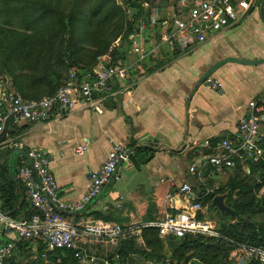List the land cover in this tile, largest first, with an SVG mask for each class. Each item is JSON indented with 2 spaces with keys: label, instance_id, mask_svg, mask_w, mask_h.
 <instances>
[{
  "label": "crops",
  "instance_id": "0c3cea01",
  "mask_svg": "<svg viewBox=\"0 0 264 264\" xmlns=\"http://www.w3.org/2000/svg\"><path fill=\"white\" fill-rule=\"evenodd\" d=\"M257 11L242 14L237 25L184 51L162 38L161 43L153 46V33L146 32L143 50L148 57L140 61L134 48L125 51L122 64L126 71L112 81L108 96L87 108L76 106L62 119L17 125L0 141L4 142L0 143V150L6 142L11 149L8 162H0L17 171L14 176L19 183L21 156L43 149L51 159L60 197L70 202L87 192L91 173L105 162L114 143L128 146L134 142L136 147L151 148L155 153L150 162L130 165L128 182L133 187L127 193L124 189L128 182L123 185L121 177L115 183L120 179L121 166L117 178L87 207L85 214L65 218L69 223L82 224L102 221L96 216L110 217L112 222L125 225L141 224L152 216L160 219L167 206L162 199L169 182H192V164L206 157L209 146L235 134L239 120L248 112L249 102L264 96V20ZM222 62L211 76L221 82L222 89L213 90L206 83L197 87L205 72ZM34 78V93L43 89L46 92L56 81L54 76L37 74ZM213 139L218 140L212 142ZM86 144L84 154L75 152L77 146ZM26 202L27 209L16 213L18 219L31 212L29 201Z\"/></svg>",
  "mask_w": 264,
  "mask_h": 264
},
{
  "label": "built area",
  "instance_id": "2783aa9c",
  "mask_svg": "<svg viewBox=\"0 0 264 264\" xmlns=\"http://www.w3.org/2000/svg\"><path fill=\"white\" fill-rule=\"evenodd\" d=\"M255 2L250 0L247 5L246 0H179L162 14L158 9L149 8L148 4L144 7L150 10L151 17H162L165 30L162 40L172 42L184 51L192 45L206 43L225 29L237 25L242 14L248 12ZM140 31L132 34L130 40L134 52L143 61L148 53L143 50L142 44L146 32L150 30L141 28ZM125 71L123 68H105L100 64L80 82L78 72L73 70L67 83L54 95L37 100H25L11 88L0 89V104L5 109L0 113V138L8 136V125L40 124L52 118L62 119L76 106H93L97 100L111 93L112 81ZM205 83L213 90L223 87L221 82L212 77ZM263 128L264 96H258L249 102L248 112L239 120L235 134L224 137L214 147L209 146L206 157L194 162L189 168V174L198 180L203 189L197 190L190 181L169 182V189L162 201L165 206L171 203L184 207L183 211L166 213L165 217L154 222L125 227L105 221L72 224L65 215L74 216L85 211L117 178L122 164L130 163L132 152L126 144L118 142L112 145L105 162L91 173L87 192L82 198L70 202L59 195V184L51 170L48 153L43 149L25 152L21 156L18 180L31 205L32 214L24 219H14L7 216L0 206V264H8L10 258L20 250V245L28 242L33 244V249H27L40 258L43 264H64V258L60 256L51 258L60 250L72 251L78 264H118V257L110 259L103 256L99 254V248L117 246L125 237L139 236L144 227L157 228L160 238L164 240L181 239L188 235L222 237L212 221L196 217L199 212L206 213L201 199L214 193L206 186V172L211 170V174L222 175L233 170L237 162L245 170L251 162H264ZM87 149V144L77 146L75 152L82 155ZM176 195L184 197L185 203L175 199ZM139 240L142 241L141 238ZM39 246L43 247V251H39ZM233 256L237 258V264H248L253 260L264 264V248L261 246L237 244Z\"/></svg>",
  "mask_w": 264,
  "mask_h": 264
},
{
  "label": "trees",
  "instance_id": "16d2710c",
  "mask_svg": "<svg viewBox=\"0 0 264 264\" xmlns=\"http://www.w3.org/2000/svg\"><path fill=\"white\" fill-rule=\"evenodd\" d=\"M11 1L12 0H0L1 13L9 11L8 6ZM16 1H18L19 4L14 10L21 15L22 18L20 20L25 24L26 29L50 31L47 36L35 32L34 41L31 40V36L27 38V35H25L24 40L21 42V46L11 42V44H15L10 49L14 58L17 60L18 67L11 71L10 75L15 91L25 100H37L45 96L54 95L61 86L67 83V77L72 66H77L84 71L78 70V77L81 82L86 75L93 73L96 59L105 56L115 41L118 39H120V41L124 39L128 41L129 36L134 32L131 23L128 24V29L124 32L126 28V25L124 26L125 11L118 6L116 0H96L91 9L90 16L83 13L79 0H76V4L69 13H65L57 6H50L48 2L44 3L43 0H34L32 2L28 0ZM123 1L129 9H133V22L140 17H151L150 10H146L145 7H143L144 2L139 3L135 0ZM158 10L160 14H162L161 11L163 10L160 8H158ZM9 15H12L11 12ZM96 20H98V24H105L117 20V29L114 30L116 33L112 35L111 40L104 42L101 41L100 37L103 31L96 28L92 35V41L95 44L94 57H92V60L86 62L87 58L79 55L80 49L77 47L78 44L75 40V32L80 29L81 26L88 24L90 21L93 23V21ZM48 26H51L52 30H50ZM68 29L71 39L68 42V48H66L64 42L65 36L63 34H65ZM2 32L3 30L0 29V38ZM91 34L92 32H90V35ZM36 40L39 41L40 44L37 45L35 42ZM120 49L121 48H115L110 54L111 58L113 60L115 59L118 65L124 61V55L126 53V50L120 52ZM30 61H33L32 64L27 66L26 64L30 63ZM80 62L83 67L78 66ZM60 71H64V73L66 72L68 75L66 76V74H62ZM26 73L28 74L26 75ZM37 74L43 77H56L55 85H53L54 82L52 81L49 90L44 92L43 89V91H36L34 93L31 91L33 88L32 80H35L34 77ZM30 84L32 87H30ZM4 111L5 109L0 106V113ZM15 127L14 125H8L7 132L11 134L15 130ZM4 138L5 137L0 138V141ZM218 139H213L212 142H216ZM128 148L130 150L135 148L134 152L130 155V163L132 165L140 166L150 162L154 158L155 152L151 148L136 147L134 142L129 144ZM20 166L21 162L18 163V172ZM231 171L233 174L231 192L226 197L225 203L229 208L236 211L237 215L226 214L224 216L221 214L222 223L220 224L221 228L219 233L222 237L188 235L181 239L169 238L164 240L160 238L157 228L144 227L139 236L133 235L121 239L118 245L114 247L110 258L115 259V257H118L117 260L118 262L120 261L121 264H134L131 260L135 259L136 256L138 260H141L139 264H190L191 257L187 256L188 252L199 250L203 253L212 252L215 258L213 264H226L227 260L230 259V252L236 248L237 244L261 246L264 248V221L257 222L253 220L255 215L264 211V199L259 205V201L256 200L254 193L255 190H260L261 187L264 186V162L249 163V176L245 178L242 177L244 170L239 162H237L236 167ZM16 172L9 167L5 175L3 174V176H1L0 173L1 210L4 213L11 214L10 216L14 219H18V215H16L18 211H25L27 209V198L24 194L23 187L15 179L14 174H16ZM210 175L211 170H208L205 176ZM251 176H258L259 180H255L251 183ZM202 188V186H199V190ZM221 194H225L223 189L214 191V193L201 199L202 205L206 202L212 203L213 199ZM234 195L237 197L235 198ZM175 199L185 203L184 197L176 195ZM170 205L171 212L184 210V207H177L174 204ZM17 208L18 210L13 213ZM86 210L76 216L85 214ZM31 214L32 210L30 214H26L24 218L29 217ZM196 217L202 220L207 219L206 214L202 212H199ZM241 217H248V220H242ZM96 219H102V221L105 222L113 221L110 217L100 218V216H96ZM154 221H156V218L152 216L147 217L143 223ZM233 221L236 222L232 223ZM118 224L123 227L126 226L122 222ZM139 238H141L144 245H138ZM32 246L33 244L28 242L25 245H20L19 249L27 251V248L33 249ZM165 246H171L170 254H164L163 250ZM38 249L39 251H43L42 246H39ZM214 253H219V255H214ZM55 256L64 258V264H78L72 251H56L51 258H55ZM205 256L206 255L202 254L197 255L202 264H204V262L208 264ZM11 258L9 261L12 260ZM248 264L261 263L257 260H253Z\"/></svg>",
  "mask_w": 264,
  "mask_h": 264
},
{
  "label": "rangeland",
  "instance_id": "374dc122",
  "mask_svg": "<svg viewBox=\"0 0 264 264\" xmlns=\"http://www.w3.org/2000/svg\"><path fill=\"white\" fill-rule=\"evenodd\" d=\"M29 2H32L34 0H28ZM96 0H79V2L81 3L82 6V11L83 13L87 16H90L91 13V9L93 8L94 4H95ZM138 1L139 3H143L144 5L148 4L149 8H154V9H158L160 8L161 12H167L168 8L170 7V5L174 2H176V0H135ZM44 3L48 2V4L50 6H57L60 9H62L65 13H69L72 8L74 7V5L76 4V0H43ZM117 4L119 7L123 8V10L125 11V20H124V26L126 25V28L124 30V32L128 29V24L131 23L132 27H133V34L138 33L141 28H148V30L151 31V33H153L154 36V40H152V44L153 46L158 45L159 43H161V38H162V34L165 33L164 30V25H163V19L161 16L159 17H140L138 18V20H136L135 22L133 19V9H129V7L125 4V2L123 0H116ZM263 0H256L255 4L253 6L250 7V9L248 10L251 11L253 9H257V13L259 15H261V5H262ZM246 3L248 5V3H250V0H246ZM19 4L18 1L16 0H12L8 6L9 11L8 12H0V29L3 30L1 38H0V89L2 88H11L12 90H15V87L13 86L12 83V79H11V71L15 70V68L18 67L17 65V60L14 58L13 54L11 53V47L15 44H18V46L22 45V41L24 40V36L27 35V38L29 36H31V40L34 39V34L35 32H38L40 34H42L43 36H47L48 32H50L49 30H42L40 29L38 30H32V29H26L25 28V24H23L21 22V15H19L18 13L15 12V8L17 7V5ZM143 5V7H144ZM242 11V10H241ZM11 12L12 15H9V13ZM16 14H15V13ZM19 15V16H18ZM32 15V14H31ZM262 17V16H261ZM98 20L93 21V23H91V21L84 25L81 26L80 29L76 30L75 32V40L78 44V48L80 49L79 55L87 58V61L92 60V57H94V52H95V44L92 41V35L94 34L96 28H98L99 30L103 31V34L100 35L101 37V41H110L111 37L114 33H116V24H117V20H113L111 22H107L105 24H98L97 23ZM99 26V27H98ZM50 30H52L51 26H48ZM53 32V31H52ZM90 32H92V34L90 35ZM142 32V31H140ZM145 34V33H144ZM65 36V46L66 48H68V42L71 39V35L69 33V29L66 30V33L63 34ZM131 36V35H130ZM130 36L128 41L126 39L120 41V39H118L117 41H115L112 45L110 50L108 51V53L105 56L99 57L96 59V65L93 67V70L95 68H98V66L100 64L103 65V67L107 68V67H116V68H123V64L121 63L120 65H118L117 61L111 58L110 54L112 52V50H114L115 48H121L120 52H122L123 50L128 51L129 49H132L134 47L133 42L130 40ZM135 40H137V38H135ZM34 41V40H33ZM11 42H14L15 44H11ZM36 44H40L39 41H35ZM34 42V43H35ZM139 44H141V42L138 41ZM147 43V42H146ZM144 44V42H143ZM142 44V45H143ZM79 51V50H78ZM33 61H30V63L26 64L27 66L31 65ZM118 65V66H117ZM78 66H82V63H78ZM76 70V72H78V70L84 72L83 70L79 69L77 66H72L70 71H69V75L70 72ZM79 74V72H78ZM263 132H264V128H263ZM4 149L0 150V160H6V162H8V157H9V152H10V148L8 146V143L6 142L5 144L2 145V147H4ZM1 147V146H0ZM6 164V165H5ZM132 165L131 163H124L122 164V171H120V179L118 181H115V183L117 184V182L121 181V177H122V181L123 185L125 182H128L129 180V176H131V170H132ZM7 168L9 169V164L8 163H1L0 162V173L1 176H3V174L5 175V173L7 172ZM244 173L242 174V177L245 178L246 176H249V166L248 168H246V170L243 168ZM206 181V186H208V188L210 189V191L214 192L220 189H223L225 194H221L225 196V201H226V197L228 196V194L231 192V184H232V179H233V174L232 171H228L226 174H222V175H218V174H211L210 178H208L207 176L204 178ZM255 180H259L258 176H251L250 181L251 183H253ZM187 181H189V179H187ZM192 181V180H191ZM192 184L197 188V190H199V186L201 185L198 180L196 178L193 179ZM129 187H133V184L128 182L127 187L125 186V193H127V189ZM203 189V188H202ZM255 196H256V200L259 201V205L261 204V201L264 199V186L261 187L260 190H255ZM220 196V195H219ZM234 197L236 198L237 196L234 195ZM175 198V197H174ZM1 199V198H0ZM180 201V200H178ZM171 203H168L166 206V211L164 212V214H162V216L160 218L165 217L166 213H172L170 211L171 208ZM203 207L205 208V214L208 220L212 221L213 224H215L216 226V230L218 232H220V224L222 223L221 220V212L213 206V202H206ZM254 221L257 222H261L264 221V211L255 215L253 217ZM236 221H233L232 223H235ZM138 245L142 246L143 241L138 240ZM115 246H102L99 248V254H102L103 256H107L108 258L111 257L112 251L114 249ZM164 254H170L171 253V246H165L164 250H163ZM202 254V255H206V261L208 264H213L214 263V256L212 255V252L209 253H203L199 250L197 251H190L188 252L187 256L191 257V261L190 264H202L200 259L197 257V255ZM214 255H219V253H214ZM12 260L9 261V264H42V260L40 258H36V256L34 254H32L29 249L24 250L21 249L19 251H17L14 256L11 258ZM111 259V258H110ZM118 262V260H116ZM134 264H139L141 262V260H138V257L136 256L135 259L131 260ZM119 264H121V262H118ZM204 264H206V262H204ZM226 264H237V258L235 256H233V250L230 252V259L227 260Z\"/></svg>",
  "mask_w": 264,
  "mask_h": 264
},
{
  "label": "water",
  "instance_id": "95a60500",
  "mask_svg": "<svg viewBox=\"0 0 264 264\" xmlns=\"http://www.w3.org/2000/svg\"><path fill=\"white\" fill-rule=\"evenodd\" d=\"M261 16L263 17V20H264V0L262 2V5H261ZM240 63H243V64H250V65H253L255 64V62H251V61H239ZM223 64L222 63H218L214 66H212L211 68H209L205 74L201 77V79L199 80L198 84H197V87H199L200 85L204 84L206 82V80L211 77L214 72H216L220 67L221 65ZM1 106V104H0ZM19 181V180H18ZM213 206L216 207L221 213L222 215H226V214H230V215H237V212L232 210L231 208H229L226 203H225V196L224 195H220V196H217L213 199ZM11 214H7V216H10ZM242 220H248V217H241Z\"/></svg>",
  "mask_w": 264,
  "mask_h": 264
}]
</instances>
